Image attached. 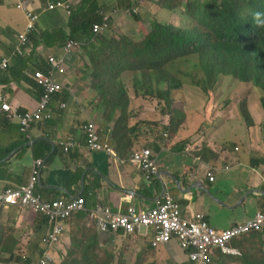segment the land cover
Instances as JSON below:
<instances>
[{
    "label": "crops",
    "instance_id": "obj_1",
    "mask_svg": "<svg viewBox=\"0 0 264 264\" xmlns=\"http://www.w3.org/2000/svg\"><path fill=\"white\" fill-rule=\"evenodd\" d=\"M20 1L41 16L36 32L41 37V44L35 46L31 41V53L27 51L24 60L26 65L15 68L16 79L12 75L0 78V89L8 104L22 111L38 107L43 90L24 79V72L19 73L24 68L28 70L34 66L47 71V59L58 55L68 60L71 70L58 76L65 91L55 97L53 118L36 125L30 140L21 133L18 122L10 121L1 111L0 103V182L17 187L29 184L37 162L43 160L38 190L47 200L84 196L88 208L103 204L113 210L126 211L129 206H135L142 212L153 209L163 201L164 195L170 194L180 202L185 217L192 218L194 213L201 212L209 225L219 231L244 223L253 219L257 212L264 211V112L259 104L248 106L249 123L244 121L245 126L229 116L231 112H224L222 117L212 108L211 112L206 111L204 105L199 111L205 113L197 114L196 120L193 121L196 114L186 110V116L179 119L182 121L179 126L173 127L169 120L170 131L161 134L160 126L166 127V122L142 125L149 117L151 101L135 94V84L124 82L127 98H124V121L120 122L118 114L111 117L102 105L100 90L112 87L104 69H98L100 77L96 79L95 67L99 62L94 59L93 51L83 48L87 42L81 41L82 49L68 55L63 49L65 46H57L48 33L67 28L69 14L66 11L45 12L44 0H16L10 6L1 5L0 59L11 58L13 64L12 54L18 36L27 33L26 14L17 8ZM127 1L130 0H95L99 8L109 14L110 23L116 30L113 35L117 38L125 35L130 39L128 42L138 43L143 39L137 34H123L119 28L124 22L133 25L131 13L135 8L127 9ZM80 3L81 0L75 2L74 10ZM145 25L146 22H138L135 27ZM135 30L138 33L137 28ZM147 34L148 31L144 32L145 36ZM235 103L233 101L231 105ZM139 107L142 111L138 113ZM235 109L236 105L232 109L236 118L244 120ZM155 120L158 122V118ZM90 121L96 122L103 141L116 150L117 158L89 149L84 126ZM214 124L222 125L218 134L212 133ZM117 132L124 133V139L118 138ZM70 139H74L76 146L66 153L64 144ZM143 148H149L157 155L160 170L152 180H147L127 162L133 152ZM207 168L215 174V181L208 179ZM27 213L33 215L20 207L0 206V228H11L12 218L23 220ZM20 224L29 226L33 235L37 233L40 262L47 249L42 241L49 221L37 214L31 224ZM152 231L144 227L132 237L104 233L86 214H81L68 223L64 237L76 239L81 245L91 238L90 241L107 254L109 264L110 254L116 256L117 253L127 263L135 258L137 264H190L189 251L176 240L154 246ZM258 232L261 234L254 232L233 241L231 247L239 253L215 251L214 264H264V231ZM77 262L82 263V260ZM27 264H30L29 260Z\"/></svg>",
    "mask_w": 264,
    "mask_h": 264
},
{
    "label": "built area",
    "instance_id": "obj_2",
    "mask_svg": "<svg viewBox=\"0 0 264 264\" xmlns=\"http://www.w3.org/2000/svg\"><path fill=\"white\" fill-rule=\"evenodd\" d=\"M65 7L71 12L70 6L50 3V8ZM31 23L29 30L36 28L37 17L30 15ZM109 29V24L96 25L94 31L101 33ZM20 47H26L30 40L27 35L21 37ZM74 42L68 45L67 52L70 53ZM49 62L54 67L53 71L44 73L37 71L31 76L44 87L45 92L38 107L34 110L20 112L7 103L6 98L0 93V102H3L2 112L8 114L11 121H17L21 132L27 139H31L34 127L44 121L50 120L53 115L51 103L53 96L61 92L64 86L57 82L55 77L66 74L68 67L64 60L51 57ZM9 67V61L0 63V74ZM88 138V146L91 151L105 152L112 159L117 158L115 150L103 141L97 124L89 123L84 127ZM166 136V135H165ZM70 139L64 144L66 153H70L76 146ZM128 163L136 167L147 180H152L159 174L157 155L151 150L144 148L133 153ZM44 161L39 160L34 168L30 183L20 187L5 185L0 182V206L20 207L37 214H41L49 221L48 231L43 238L46 247L57 245L64 236L68 223L77 215L86 214L88 219L104 233L114 232L123 235H133L144 227L151 228L152 243L154 246L170 243L173 239L189 251L190 264H214V253L220 250L225 253H239L231 244L234 240L244 235L264 231V211L256 213L253 219L244 223H236L228 229L219 231L213 229L206 220L203 213L197 212L192 218L183 215L180 202L170 194L164 195V199L153 209L140 212L135 206H129L126 211L122 209L113 210L107 205H97L88 208L87 199L78 196L66 200L64 198L47 200L39 192V179ZM206 175L210 181H215V174L210 168L206 169ZM44 253L40 264H53L54 256Z\"/></svg>",
    "mask_w": 264,
    "mask_h": 264
},
{
    "label": "rangeland",
    "instance_id": "obj_3",
    "mask_svg": "<svg viewBox=\"0 0 264 264\" xmlns=\"http://www.w3.org/2000/svg\"><path fill=\"white\" fill-rule=\"evenodd\" d=\"M14 1L16 0H12L10 4H13ZM190 1L191 0L127 1L125 7L127 9L132 7L138 9V13L131 14L133 25H131L130 22H124L119 28L122 30L121 32L123 34H130L133 32L142 39L147 37L144 35V32L148 31V33H150L154 30V25L158 23L172 25L183 30L198 28L200 32L207 34L209 31L202 26H197L193 15L189 14L186 10V5ZM138 22H146V25L135 27ZM114 28L115 27H112L110 35L116 33ZM136 28L138 33L135 30ZM4 31L6 32V30ZM169 56L173 58L176 55L169 54ZM156 60H161V63L154 72L148 70V66H143L136 70H124L121 77H117V71H113L107 75V82L109 86L113 88L100 90V93L103 96L102 105L107 108L108 115L112 117V115L115 116L118 114L120 122L124 121V94L122 93V90H124V82L126 84L130 82L135 83L136 78H139L140 82L136 84L141 88L139 97L151 101L149 117L146 121H143L146 124H141L147 126L152 123L159 124L165 121L166 127L160 126L161 134L170 131L169 120L173 123V127L175 125L179 126L182 123V121L179 122V119L186 116V110H191V112L195 113L196 116L193 121L196 120L197 114L205 113V111H199L204 105L205 107L212 106V109L220 113L222 117L224 112H231L229 116L235 119L240 125L245 126L244 121H248V119L243 118L244 120H241L239 118L238 120L232 109L236 105L237 110L235 109V113H246V104L249 103L251 106L252 104L250 102L257 99V94L254 93L255 87L252 83H241L235 77L226 75L220 76L213 85H209L206 82L204 72L200 69L197 56H188L187 58L184 56L176 57L173 62L168 61L167 58L162 60V57ZM129 61L133 63L135 59H129ZM112 62L114 65L115 60L113 58ZM121 63L124 64V59ZM178 85L180 86L176 88ZM257 91L262 98V91L258 88ZM143 93H145V95H143ZM233 101L236 103L231 105ZM259 103L261 104V102ZM141 109L142 107H139L137 112H141ZM154 118H158V122L157 120L153 121ZM221 126L216 124L212 125L211 128H213L214 131L212 133L218 134ZM132 132H134V130ZM116 134L118 138L124 139V133L117 132ZM219 142L222 141L219 140ZM32 214L33 215L27 213L23 220L20 218L17 220V217L12 218L11 220H13V223H10L11 228H0V264H27L28 260L30 264H40L38 261L40 246L37 242V233L33 235L29 232V226L19 225L21 222L31 224V219L33 216L35 217L37 213L33 212ZM257 233L261 234L260 232ZM132 236H134V234L129 235V237ZM90 239L91 238H89L87 242H84L85 245H81L76 239L72 241L69 237L63 236L57 245L50 248L47 247L45 256L48 255L52 259L51 254H53V256L57 254L58 257L56 259L54 256L55 260L53 264H75L79 259L82 260V264L108 263L109 261L107 262L106 258L107 254H105L102 249L96 247L94 242L92 243ZM114 255L115 254H110L111 264H137L135 258L132 259L130 257L132 260L127 263L126 259L120 258L119 253H117L116 256Z\"/></svg>",
    "mask_w": 264,
    "mask_h": 264
},
{
    "label": "trees",
    "instance_id": "obj_4",
    "mask_svg": "<svg viewBox=\"0 0 264 264\" xmlns=\"http://www.w3.org/2000/svg\"><path fill=\"white\" fill-rule=\"evenodd\" d=\"M3 2L4 0H0V3ZM98 10L99 4L95 0H83L70 19L69 30L58 28L48 33L59 47L70 38L87 42L83 48L93 51L94 59L102 61V56L107 54L108 49H116L118 45L94 36L93 24L101 21L97 16ZM186 10L193 15L196 23L209 31L207 34H203L198 28L183 30L172 25L155 24L142 47H124V52H128L131 47L133 55L144 57L146 61L137 66L122 64L116 72L117 77H121L126 69L136 70L143 66H148L147 69L154 72L161 63L157 58H167L173 62L176 57L197 56L200 69L209 85H213L223 75L233 76L242 83H252L263 93L261 105L264 110V0H191L186 5ZM31 38L35 46L41 44V37L36 32ZM44 40L46 39L43 38ZM169 54L176 56L171 58ZM12 57L15 66L10 73L16 77L15 68L25 65V57L18 53L14 57V52ZM96 70V79H99V71ZM19 73L22 74L20 71ZM104 75L107 73L104 72ZM24 79L36 85L28 76H24ZM138 82L139 78H136L135 83L132 82L137 96L141 90L136 85ZM122 93L127 98V90H122ZM126 102L128 104V100ZM248 106L249 103L246 104V113H241L244 119H248ZM211 108L208 106L206 111L211 112Z\"/></svg>",
    "mask_w": 264,
    "mask_h": 264
},
{
    "label": "clouds",
    "instance_id": "obj_5",
    "mask_svg": "<svg viewBox=\"0 0 264 264\" xmlns=\"http://www.w3.org/2000/svg\"><path fill=\"white\" fill-rule=\"evenodd\" d=\"M12 0H4V2L3 3H0V6L1 5H7V6H10V2H11ZM45 1V7L43 8L44 9V11L45 12H52V11H57V10H62V11H66L68 14H69V22H70V19H71V17L73 16V13L75 12V10H74V4H75V2L77 1V0H68V1H64V0H44ZM50 3H54V4H56V5H58V4H63V5H65V6H70V9H71V12H69L65 7H56V8H54V9H51L50 8ZM83 3V0H81V3L79 4V6L81 5ZM78 7V6H77ZM17 8L18 9H20V10H22V11H24V13L26 14V18H27V21H28V27H27V33H25V34H20L19 36H18V42H17V44H16V47H15V50H14V57H15V55L18 53L19 55H22L23 57H26V55H27V51H29L30 53H31V46H32V43H31V36H32V34L33 33H35V32H37V27H38V23H39V21H40V15H38V14H35V13H33L31 10H30V8H29V6L25 3V2H23V1H20L19 3H18V6H17ZM248 12V11H247ZM246 12V13H247ZM138 13V9H133L132 10V13L131 14H137ZM30 15H32V16H35V17H37V22H36V28L34 29V30H32V31H30L29 30V25H30V23H31V19L29 18L30 17ZM97 16H99L100 18H101V21L100 22H97V23H94L93 24V29H92V32H93V34H94V36L95 37H97V38H105V39H107V40H109L110 41V44L111 43H116L117 45H118V47L116 48V49H108V51H107V54L104 56V57H102V61H98L99 62V64L95 67L96 69H104L105 70V72L107 73V75L109 74V73H111V72H113V71H117L118 70V68L122 65V60L124 59V65H128V66H137V65H140V64H142V63H144L145 61H146V58H144V57H140V56H135V55H133L132 53H133V50H131V47L132 46H134V47H142L143 46V43H144V40H145V38L141 41V42H138V43H135V45H134V43H133V41L131 40L130 42H128L127 40H130L128 37H126L125 35L124 36H121V37H119V38H117L116 36H114V35H110L111 33H110V31H111V29H112V27H113V24H111L110 22H111V18H110V16H109V14L107 13V11L105 10V9H100L99 8V10H98V12H97ZM105 22H107L108 24H109V29L108 30H106V31H104V32H101V33H96L95 31H94V28H95V26L96 25H103ZM161 24V23H160ZM165 25V24H164ZM197 26H200V24H198L197 23ZM62 28H64V27H62ZM67 30H69V24H68V26H67V28H66ZM50 31H52V30H50ZM149 34V33H148ZM148 34L146 35V36H148ZM24 35H27L28 36V38H29V40H30V43H28V45L26 46V47H20V45H21V42H22V40H21V37L22 36H24ZM120 39V41L121 42H116L117 40H119ZM71 42H74V46H73V48L71 49V52L70 53H68L67 52V48H68V45L71 43ZM65 46V47H64ZM127 46H131V47H129V50H128V52H124V47H127ZM62 47H64L63 49L65 50V52H66V54H68V55H70V54H72L76 49H82V44H81V42L79 41V40H77V39H74V38H70L67 42H65V44L62 46ZM51 57H54V56H51ZM51 57H49V59L51 58ZM60 56H58L57 55V57H55V58H57V59H59V60H64L65 61V63H66V65H67V67H68V72L71 70L70 68H69V66H68V63H67V61L68 60H66V59H64V58H59ZM112 58L115 60V64L113 65V62H112ZM49 59H47V64H48V70L47 71H43L42 69H37V68H35L34 66H30V67H28V70L26 69V68H24V70L22 71V73L24 72V75L25 76H28V78H30L31 80H33L34 81V83L37 85V86H39L42 90H43V93H42V97H43V95H44V92H45V89H44V87L43 86H41L35 79H34V77H31V76H33V75H35V73L37 72V71H43L44 73H47V72H49V71H53L54 70V67L51 65V63L49 62ZM129 59H135V62H130L129 61ZM4 60H8L9 61V67L5 70V71H3L1 74H0V78L3 76V78H8V77H10L11 75L13 76V78L14 79H16V77H14V75H13V73H10V70H11V68H13L14 66H15V63L13 62V64H12V62H11V58H1L0 59V63L1 62H3ZM25 65H26V63H25ZM67 72V73H68ZM66 73V74H67ZM66 74H59V75H66ZM58 75V76H59ZM58 76L56 75V77H55V79H56V81L57 82H59V80H58ZM224 76V75H223ZM2 81H4V80H2ZM241 82V81H240ZM1 83V82H0ZM59 83H61V82H59ZM132 83V82H131ZM242 83V82H241ZM62 84V83H61ZM133 84V83H132ZM63 85V84H62ZM64 86V85H63ZM113 88V87H112ZM65 91V86H64V89L61 91V92H59V93H56L54 96H53V100H52V103H51V110H53V107H52V105H53V102H54V100H55V97L57 96V95H60V94H62L63 92ZM0 93L6 98V95H5V93L0 89ZM254 93H256L257 94V99H255L254 101H252V102H250L251 104H253V103H256V104H259L260 105V107L262 108V105L259 103V102H261V96L259 95V93H258V91H257V88H254ZM251 96V95H250ZM249 96V97H250ZM42 97H41V99H40V101H39V103L41 102V100H42ZM7 100V99H6ZM1 103V111H2V106H3V102H0ZM8 103V102H7ZM11 105V104H10ZM39 105V104H38ZM13 106V105H12ZM13 108L14 109H19V108H17V107H14L13 106ZM36 109V108H35ZM30 110H34V109H29V110H26V111H30ZM262 110H263V108H262ZM20 112H26V111H22V110H19ZM264 111V110H263ZM4 113V112H3ZM5 114H7V113H5ZM53 115H54V111H53ZM53 115H52V118H53ZM7 117H8V114H7ZM51 118V119H52ZM9 119V118H8ZM50 119V120H51ZM10 120V119H9ZM11 121V120H10ZM48 121V120H47ZM45 122V121H44ZM91 122H94V123H96L95 121H90L89 123H91ZM88 123V124H89ZM87 124V125H88ZM38 125V124H37ZM85 127V126H84ZM35 128V127H34ZM21 130V129H20ZM34 130V129H33ZM22 133V132H21ZM165 133H167V132H165ZM23 134V133H22ZM167 135V134H166ZM162 136V135H161ZM168 136V135H167ZM26 137V136H25ZM27 140H30V139H27ZM163 140H165L164 138H163ZM111 146V145H110ZM187 147V146H186ZM113 148V147H112ZM114 149V148H113ZM144 149V148H143ZM147 149H149V148H147ZM115 150V149H114ZM140 150H142V149H140ZM140 150H138V151H140ZM149 150H151V149H149ZM152 151V153H154L155 155H156V153L153 151V150H151ZM115 152H116V150H115ZM136 152V151H135ZM135 152H133V153H135ZM132 153V154H133ZM116 154L118 155V153L116 152ZM131 154V155H132ZM129 160V159H128ZM128 160H127V162H128ZM157 161H158V159H157ZM159 167V166H158ZM42 170V169H41ZM159 170H160V168H159ZM209 179V178H208ZM2 183V182H1ZM2 184H4V183H2ZM7 208H12V207H7ZM256 232H258V231H256ZM252 233V232H251ZM249 234V233H248ZM247 235V234H246ZM245 236V235H244ZM43 242V241H42ZM55 260V259H54Z\"/></svg>",
    "mask_w": 264,
    "mask_h": 264
}]
</instances>
